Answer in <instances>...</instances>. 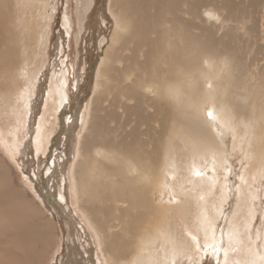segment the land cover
<instances>
[{"label": "bare ground", "instance_id": "obj_1", "mask_svg": "<svg viewBox=\"0 0 264 264\" xmlns=\"http://www.w3.org/2000/svg\"><path fill=\"white\" fill-rule=\"evenodd\" d=\"M54 2L40 0L43 12L23 30L18 45L25 59L15 77L19 88L13 103L0 107V116L15 132L20 117L29 119L21 146L30 151L34 145L39 159L51 116H59L70 103L62 35L52 48V64L44 52L50 41L44 20ZM218 2L107 0L114 30L99 46L97 96L76 116L72 157L78 159L75 167L70 165L69 181L75 211L58 174L51 185L52 198L84 231L77 229L74 236L70 232L59 264H264V129L255 115L248 120L239 114L242 96L231 95L227 63L205 59L188 76L187 90L185 72L179 68L195 62L179 59L184 42L195 44L203 34L209 43L202 50L211 52L215 46L214 29L201 18L206 3L218 7L207 10L218 30L234 19L233 0ZM22 4L24 22L28 10ZM4 9L0 7L1 65L13 60V49L6 44L16 34L6 25ZM46 67L50 82L43 120L36 122ZM82 71L79 66L74 85H80ZM173 111L180 117H171ZM256 159L260 168L254 165ZM11 243L14 247L8 235L0 241L8 245L2 248L7 258L0 264H17L21 258Z\"/></svg>", "mask_w": 264, "mask_h": 264}, {"label": "rangeland", "instance_id": "obj_2", "mask_svg": "<svg viewBox=\"0 0 264 264\" xmlns=\"http://www.w3.org/2000/svg\"><path fill=\"white\" fill-rule=\"evenodd\" d=\"M54 1L44 20L46 27L50 29V41L44 52L47 61L51 63L52 48L61 34L65 41L63 68L69 81L70 103L59 116H51L46 148H42L43 153H40V159L37 158L34 145L31 146L30 151L28 148L22 149L21 146L27 135L29 119L26 118L24 122L20 117V122L17 123L19 127L17 126L15 132L13 124L0 116V241L7 235L12 238L14 247L12 243L11 246L21 254L17 264H59L60 257L65 254L70 244V232L74 236L77 229H80L81 234L84 235L79 221L73 220L67 210L52 198L51 185L58 174V180L62 181L61 190L66 194L68 203L72 207L74 193L69 189L71 183L69 181L72 179L70 165L75 167L78 159L72 157L74 142H76L77 110L80 107L85 108V103H91L92 97L94 99L97 96V93H94V82L100 63L99 46L104 39L112 35L114 30L112 19L106 8L107 0ZM223 1L219 0L218 4H222ZM252 1L233 0L237 5L232 15L234 19L232 18L233 20L227 23L229 25L220 30H218L220 25H214L208 18V11L218 9L217 5L206 3L201 8V18L204 19V25L214 29L212 38L216 41L215 46L211 52L202 50L204 45L209 43V39L203 34L199 42L195 44L184 42L186 49L180 53L179 59L183 62L193 60L195 62L179 68L185 72L183 81L186 83L184 86L187 90L188 76L192 72H198L205 59L227 63L231 68L229 72L232 73V77L228 78L232 84L231 95L239 94L243 97L240 101L239 114L248 120L255 115L257 119L255 117L252 119L259 120L258 127L262 130L264 129V121H261L262 118L264 119V0H255V6L249 7ZM23 2L27 3L28 10V17L24 22L21 20L26 13L21 9ZM39 2L40 0H2L0 3V7H5V13L8 14L9 21L6 25L10 26L12 31H16L14 40L6 44L13 49V60H4L2 65L0 64V71L2 70L0 72V104H2L0 107L6 104L10 106L19 88L15 77L25 57L19 49L18 41L36 13L43 12V8H39L42 3ZM222 13L226 14L224 11ZM67 18L70 22H67ZM87 20L90 24L88 29H85ZM22 22L23 25H21ZM253 26H256L255 30ZM83 29L87 30L84 34H82ZM68 33L72 35L70 40ZM81 38L84 39L81 41ZM199 47L201 50L197 51ZM6 64L8 66H5ZM79 66L83 68V71L80 85L77 86L74 83L77 81ZM3 68L4 70L6 68L7 72L3 71ZM4 81L7 83L9 81L8 85ZM49 82V72L46 67L40 79L36 122L43 120L46 88ZM253 103L256 110L252 107ZM170 116L180 117L175 116L174 111L170 113ZM30 121L33 124V120ZM81 136L78 147L80 143L82 144ZM29 140L32 142L30 137ZM39 164L40 172L37 170ZM254 165L260 168L257 159ZM240 171L241 169L237 167L236 172L240 173ZM244 190L249 191L246 187ZM81 208L84 211L82 205ZM72 210L75 211V208L72 207ZM237 218L238 222H241L239 214ZM223 220L228 219L224 217ZM38 223L43 225L39 227ZM225 227L223 224V229ZM44 231H47L46 237H44ZM7 246V244H0V260L7 258L2 249Z\"/></svg>", "mask_w": 264, "mask_h": 264}, {"label": "snow or ice", "instance_id": "obj_3", "mask_svg": "<svg viewBox=\"0 0 264 264\" xmlns=\"http://www.w3.org/2000/svg\"><path fill=\"white\" fill-rule=\"evenodd\" d=\"M212 114L211 113H209V116H211Z\"/></svg>", "mask_w": 264, "mask_h": 264}]
</instances>
